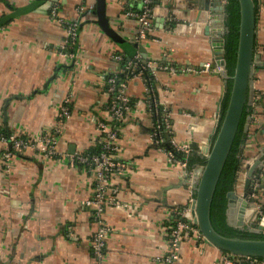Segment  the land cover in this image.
I'll return each instance as SVG.
<instances>
[{"label": "crops", "instance_id": "obj_1", "mask_svg": "<svg viewBox=\"0 0 264 264\" xmlns=\"http://www.w3.org/2000/svg\"><path fill=\"white\" fill-rule=\"evenodd\" d=\"M104 2L110 33L100 24L99 0H0V132L37 141L52 129L61 106H70L61 154L27 148L4 158L10 144L0 143V264H226L222 252L193 233L183 239L177 262L165 260L169 228L194 197L200 163L179 164L154 145L147 104L151 95L168 110L173 132L163 128L166 143L170 136L188 146L195 141L201 149L190 148L186 158H204L225 90L222 72L204 69L217 63L222 12L202 10L196 0H152L148 37L135 41L139 21L128 10H141L142 1ZM71 21L80 26L73 58L62 47ZM255 52L263 64L253 74L245 172L264 151V0H257ZM137 58L153 65L150 83L138 74L120 77L123 61ZM110 74L126 83L132 99L117 153L126 167L111 185L136 207L105 209L101 221L109 231L98 257L91 237L100 223L85 203L94 174L85 164H72L69 155L95 151L98 121L112 122ZM240 178L243 185L245 174ZM259 180L250 206L264 210V178Z\"/></svg>", "mask_w": 264, "mask_h": 264}, {"label": "built area", "instance_id": "obj_2", "mask_svg": "<svg viewBox=\"0 0 264 264\" xmlns=\"http://www.w3.org/2000/svg\"><path fill=\"white\" fill-rule=\"evenodd\" d=\"M141 1V10H128V13L135 16L139 21V31L135 36V41L148 37V30L151 24L150 18L153 15L151 7L152 0ZM53 13H56V7L53 8ZM66 31L67 36L62 47L67 51L66 54L73 58L75 54L72 48L77 45L79 35L78 22H67ZM134 69H136V71H133ZM145 69L155 74L151 63H142L137 58L133 62H128L123 68V72L143 76V71ZM204 69H213L217 72H222L224 70L223 66L218 63L214 66L210 63H206ZM107 88L111 95L108 110L111 114L112 122L107 123L102 120L98 121L100 135L97 141V149L90 153H73L69 155L72 164H85L94 174V192L86 199L85 203L93 209L100 223L91 237L93 251L98 257L103 254L105 238L109 231V227L101 221L105 209L109 207H136V205H133L131 202L122 200L118 195V187L111 185V178L116 174L122 173L126 167L125 162L120 159L117 153L119 150V132L125 120V113L131 109L132 99L126 92V83L119 80L117 74L107 75ZM147 104L150 115L153 118V125L149 133L154 145L158 149L163 150L171 160L185 165V161L178 158L176 152L186 154L189 152L190 148L188 144L179 143L174 137H171L173 131L167 108L164 107L161 109L151 95L147 98ZM69 115L70 106L68 102H65L58 112L52 129L43 133L37 141H31L23 136H17L15 134L6 135L0 132V143L8 142L10 144V150L3 152V157L8 158L13 152H24L27 148L35 149L48 156L61 154L58 149L59 136L63 131L64 122ZM163 128L169 129V133L171 134L169 142L167 143V139L162 133ZM263 173L264 168L260 171V174ZM256 185H258V181H256ZM193 199L194 197L189 200L187 206L180 209L178 212L180 215L179 219L169 228L168 254L165 258L167 262L175 263L179 260L183 239L189 233H193L204 241L198 226L193 222L190 214L191 202ZM251 215L245 216L246 223L253 226L258 225L264 217V210L261 206H257L253 212L254 218H252ZM222 257L226 264H264L263 258L258 260L253 257H240L229 253H223Z\"/></svg>", "mask_w": 264, "mask_h": 264}, {"label": "water", "instance_id": "obj_3", "mask_svg": "<svg viewBox=\"0 0 264 264\" xmlns=\"http://www.w3.org/2000/svg\"><path fill=\"white\" fill-rule=\"evenodd\" d=\"M202 10L215 12L221 10L223 25L220 32L224 34L227 27L224 23L226 18V0H196ZM239 2V37L236 54V65L232 75V87L228 104L222 119L220 112L222 101L227 90V71L224 58V39L219 41V48L216 50L217 63L223 66L222 74L225 77V90L222 94L218 109L216 122L208 144L204 148V163L200 164L194 172L192 186L194 188V199L191 202L190 214L193 222L198 226L204 241L217 248L222 253H229L240 257H253L258 260L264 259V238H244L239 236H228L217 231L211 222V204L215 189L220 178L223 167L233 146L237 135L245 107L252 104V82L256 66L260 56L255 52V35L257 26V3L255 0H238ZM105 2L99 0V16L104 18L101 25L110 33L105 19ZM210 27V26H209ZM207 27V28H209ZM80 29V26H78ZM146 39V38H145ZM144 40V39H142ZM251 116L246 117L245 131L249 130ZM245 144L241 145V152ZM189 148L199 151L197 142L191 141ZM250 163L243 180V191L241 194L237 189L228 192L227 222L230 226L238 229H246L255 233H264V217L260 224L249 225L245 216L253 214L255 209L250 206L255 203L253 193L256 181L264 178L260 171L264 168V151L254 157Z\"/></svg>", "mask_w": 264, "mask_h": 264}, {"label": "trees", "instance_id": "obj_4", "mask_svg": "<svg viewBox=\"0 0 264 264\" xmlns=\"http://www.w3.org/2000/svg\"><path fill=\"white\" fill-rule=\"evenodd\" d=\"M138 1V0H137ZM257 3V0H255ZM225 13L226 18L224 23L227 27V31L223 34L224 39V58L226 61V71H227V90L225 91L222 107L220 112V120L222 119L224 112L226 110L229 95L232 87V75L234 74L235 65H236V54L238 48V37H239V19H240V12H239V2L238 0H226L225 6ZM127 61H123V67L127 65ZM129 71V70H128ZM133 71H136L134 69ZM131 75V73L124 72L120 75L121 78H125V75ZM143 76L149 80V70L145 69L143 71ZM252 106L247 105L245 107V111L242 116V120L235 137L233 146L231 151L228 155L226 163L223 167L221 172L220 178L218 180L215 193L213 196L212 204H211V222L214 228L219 231L220 233L228 236H239L244 238H264V233H255L251 232L246 229H238L230 226L227 222V208H228V197L227 194L229 191L238 189V176L242 173L245 174V168L242 166V154L241 152V145L247 144L249 142V131H245V123L246 117L248 114L252 112ZM97 149V147H96ZM95 149V150H96ZM177 157L186 160L189 165L194 163L203 164L205 158L196 159L190 158L181 152H176Z\"/></svg>", "mask_w": 264, "mask_h": 264}, {"label": "rangeland", "instance_id": "obj_5", "mask_svg": "<svg viewBox=\"0 0 264 264\" xmlns=\"http://www.w3.org/2000/svg\"><path fill=\"white\" fill-rule=\"evenodd\" d=\"M238 184H239V187L242 186V180H241V178H240V173H239V176H238Z\"/></svg>", "mask_w": 264, "mask_h": 264}]
</instances>
